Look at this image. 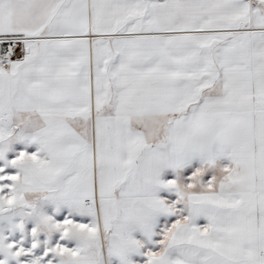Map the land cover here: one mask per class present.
<instances>
[{
  "label": "snow or ice",
  "instance_id": "snow-or-ice-1",
  "mask_svg": "<svg viewBox=\"0 0 264 264\" xmlns=\"http://www.w3.org/2000/svg\"><path fill=\"white\" fill-rule=\"evenodd\" d=\"M0 264H264V0H0Z\"/></svg>",
  "mask_w": 264,
  "mask_h": 264
}]
</instances>
